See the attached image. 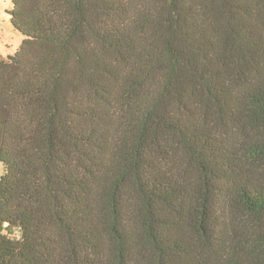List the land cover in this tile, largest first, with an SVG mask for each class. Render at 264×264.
Returning <instances> with one entry per match:
<instances>
[{"label":"trees","instance_id":"obj_1","mask_svg":"<svg viewBox=\"0 0 264 264\" xmlns=\"http://www.w3.org/2000/svg\"><path fill=\"white\" fill-rule=\"evenodd\" d=\"M0 264H264V0H11Z\"/></svg>","mask_w":264,"mask_h":264},{"label":"rangeland","instance_id":"obj_2","mask_svg":"<svg viewBox=\"0 0 264 264\" xmlns=\"http://www.w3.org/2000/svg\"><path fill=\"white\" fill-rule=\"evenodd\" d=\"M11 9V0H0V55L4 57L16 54L24 38L11 23ZM4 168L0 163V178L4 174Z\"/></svg>","mask_w":264,"mask_h":264}]
</instances>
